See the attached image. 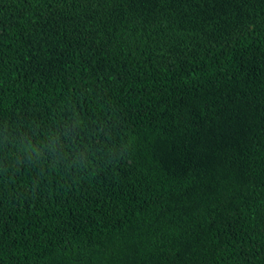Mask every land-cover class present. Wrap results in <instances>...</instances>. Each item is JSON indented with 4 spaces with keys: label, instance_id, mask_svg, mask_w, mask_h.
I'll return each instance as SVG.
<instances>
[{
    "label": "trees",
    "instance_id": "trees-1",
    "mask_svg": "<svg viewBox=\"0 0 264 264\" xmlns=\"http://www.w3.org/2000/svg\"><path fill=\"white\" fill-rule=\"evenodd\" d=\"M0 264H264V0H0Z\"/></svg>",
    "mask_w": 264,
    "mask_h": 264
},
{
    "label": "clouds",
    "instance_id": "clouds-1",
    "mask_svg": "<svg viewBox=\"0 0 264 264\" xmlns=\"http://www.w3.org/2000/svg\"><path fill=\"white\" fill-rule=\"evenodd\" d=\"M13 139L16 140L17 137H14ZM18 140L19 143L13 144V147L23 154L21 155L19 162H31L33 156L39 157L41 155V153L35 148L34 141L27 134L20 135Z\"/></svg>",
    "mask_w": 264,
    "mask_h": 264
}]
</instances>
